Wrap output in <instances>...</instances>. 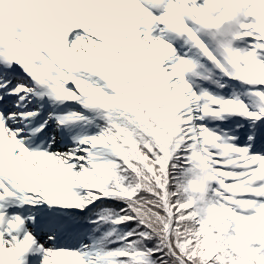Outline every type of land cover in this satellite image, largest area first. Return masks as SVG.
Here are the masks:
<instances>
[{
	"label": "snow or ice",
	"instance_id": "6c2138e0",
	"mask_svg": "<svg viewBox=\"0 0 264 264\" xmlns=\"http://www.w3.org/2000/svg\"><path fill=\"white\" fill-rule=\"evenodd\" d=\"M0 264H264V0H0Z\"/></svg>",
	"mask_w": 264,
	"mask_h": 264
}]
</instances>
